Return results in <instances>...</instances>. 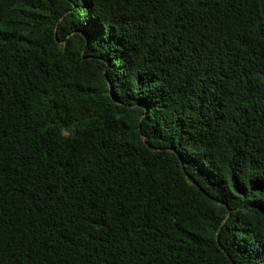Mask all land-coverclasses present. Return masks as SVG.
Masks as SVG:
<instances>
[{"label": "trees", "instance_id": "trees-1", "mask_svg": "<svg viewBox=\"0 0 264 264\" xmlns=\"http://www.w3.org/2000/svg\"><path fill=\"white\" fill-rule=\"evenodd\" d=\"M0 264H264V0H0Z\"/></svg>", "mask_w": 264, "mask_h": 264}]
</instances>
